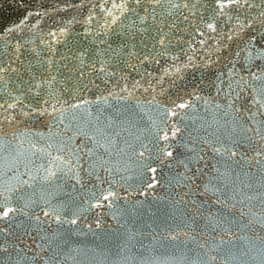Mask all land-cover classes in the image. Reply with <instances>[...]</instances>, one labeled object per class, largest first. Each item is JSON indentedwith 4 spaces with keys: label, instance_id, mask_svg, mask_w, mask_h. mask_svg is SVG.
<instances>
[{
    "label": "water",
    "instance_id": "1",
    "mask_svg": "<svg viewBox=\"0 0 264 264\" xmlns=\"http://www.w3.org/2000/svg\"><path fill=\"white\" fill-rule=\"evenodd\" d=\"M112 2L0 0V264H264V0Z\"/></svg>",
    "mask_w": 264,
    "mask_h": 264
},
{
    "label": "snow or ice",
    "instance_id": "2",
    "mask_svg": "<svg viewBox=\"0 0 264 264\" xmlns=\"http://www.w3.org/2000/svg\"><path fill=\"white\" fill-rule=\"evenodd\" d=\"M158 2V0H157ZM216 3H217V8L219 9V13L220 14H223L225 12L226 9L232 7V6H242V3H241V0H216ZM112 8L113 9H116L120 12V15H123L124 11H125V6L123 4H120V3H117V0H113L112 2ZM120 15H115L114 13L112 12H109V16L112 17V23L115 24L119 19H120ZM208 29L209 30H215V27L213 24L209 23L207 25ZM241 27H243V25H241ZM4 71V69H0V72ZM253 79H262L264 77H257L255 75H253L252 77ZM261 96L264 97V91L261 92ZM256 103H258L260 105V109L261 110H264V99H261V100H257ZM5 106L3 104H0V108H4ZM8 108H15L16 105L14 103H9L7 105ZM73 107H80L79 104L77 105H73ZM177 107L183 109L185 107H187V105L181 103L179 105H177ZM238 110V109H237ZM43 114V113H41ZM174 114V110H173V113ZM253 117L256 115V113H252L251 114ZM260 115L261 116H264V111H260ZM178 131V129H175V130H172L171 131V136L174 137L176 135V132ZM258 135H260V138L262 140H264V134H261L258 132ZM170 137L167 133H165V135L162 137L163 140H168ZM103 146V145H101ZM213 151L216 153V154H221V150L220 148H214ZM141 155H143V153H141ZM166 155L171 157L173 154L172 152H166ZM231 155L234 157L236 155V152L235 151H232ZM152 172H155V169H151ZM49 176H52V175H55L54 172H51L49 171L48 173ZM45 179H47V177H45ZM154 185L150 184L149 187H153ZM102 196V199L104 201H108L110 200L111 198L114 197V193L109 191L107 194H101ZM7 199V198H5ZM97 207L101 206L99 203L96 205ZM55 210H53L54 212ZM16 212V209H14L12 206H11V203L8 202V203H4V202H0V221H7L9 220L12 215H14ZM45 216H48L49 213L48 212H45L44 213ZM57 220L59 221V217H57ZM76 221L75 220H72L71 223H75ZM0 231H3V229H0ZM0 251H6V248H3V247H0Z\"/></svg>",
    "mask_w": 264,
    "mask_h": 264
}]
</instances>
